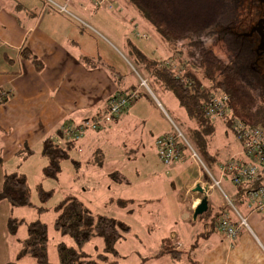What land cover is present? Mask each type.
Returning a JSON list of instances; mask_svg holds the SVG:
<instances>
[{
    "label": "crops",
    "instance_id": "1",
    "mask_svg": "<svg viewBox=\"0 0 264 264\" xmlns=\"http://www.w3.org/2000/svg\"><path fill=\"white\" fill-rule=\"evenodd\" d=\"M68 9L71 15L44 11L40 0H0V91L9 96L5 101L0 97V189L4 174L18 172L27 179L23 167L30 157L36 155L47 162L42 155V142L47 138L61 143L67 149L68 159L74 163L73 166H80L81 163L90 162L89 159L97 152L96 146L101 147L104 141L113 136L117 138L128 124L151 123L146 129L143 127L134 140L139 141L137 149L141 152L148 148L143 141L152 140L151 150L155 155V138L170 130L166 120L164 122L168 126L156 122L151 113L145 116L141 113L142 105L135 102L125 114L115 118L103 130H87L71 144L61 138L60 129L64 124L78 125L102 112L108 99L118 91L136 87L143 93L154 94L150 88L147 91L139 87L143 78L133 64L131 52L134 49L159 60L170 56L166 44L154 27L128 0H112L111 6L106 9L94 8L90 0H70ZM24 49L31 51L42 61L41 71H37L33 63L23 57ZM109 49L125 55L127 65L106 57ZM84 58H90L92 63H86ZM143 98L146 99L147 104L143 105L147 109L149 107L150 111H161L162 108L159 110L151 96ZM173 112L178 115L176 107ZM160 119H163L161 115ZM137 126L133 125L131 131L135 132ZM72 151L77 154L72 156ZM212 151L218 154L217 151ZM239 151L238 145L228 157L218 155V164L237 155ZM12 163L10 169H7ZM184 165L166 167L165 171L160 170L159 173L147 171V179L138 178V169L132 170V175L135 176L133 180L118 176L116 179L132 188L143 189L153 177L154 180L158 178L161 183L169 170H176ZM215 172L218 175V170ZM201 178L200 175L191 178L186 184L190 194L185 209L188 215L186 218L179 217L185 220L182 223L186 225H183L186 230L183 234L180 235L177 228L170 227L167 237H162L149 250L141 244L142 238L136 235L137 244L141 246L140 250L136 249L137 253L142 258H149L143 264H189V258L196 264H264V213L251 212L229 180H225L224 189L222 179L220 189H217L210 182H202ZM196 184L208 187V206L214 212L228 211L224 200L226 196L233 201L238 214L246 218L248 227L240 232L235 241L227 240L213 227H205L201 220H198L200 228H195L197 220L192 215L201 197L197 199L194 192L190 191ZM160 198V194L141 193L134 195L131 202L141 203ZM230 215L237 220L233 211ZM172 220V224H177L176 217ZM202 231L204 234L199 235ZM164 238L171 240L174 249L190 251V254L179 261L172 260L168 255L155 257ZM196 239L200 242L194 245Z\"/></svg>",
    "mask_w": 264,
    "mask_h": 264
},
{
    "label": "trees",
    "instance_id": "2",
    "mask_svg": "<svg viewBox=\"0 0 264 264\" xmlns=\"http://www.w3.org/2000/svg\"><path fill=\"white\" fill-rule=\"evenodd\" d=\"M40 1L44 6L43 0ZM128 2L154 27L170 53L169 57L159 60L144 54L139 49H134L131 52L134 67L138 69L141 78L147 81L153 93L154 91L170 92L177 100L178 107L185 112L187 120L181 123L184 131L173 123V128L169 132L155 138L154 146L157 157L156 139L169 135L181 140L177 135L176 130L178 129L208 169L217 170L219 157L217 153H213L211 147L215 133V121L218 120L210 119L205 112V106L210 102L211 96L221 93L228 97L230 112L225 120L220 122L225 125L226 131L232 132L239 147V141L233 134L235 122L264 130V71L259 69L257 58L261 53L256 51V48L260 47L259 36L254 31L240 33L233 29L241 20L240 14L244 1L128 0ZM254 26L257 27V24ZM210 40L219 42L220 46L226 49L227 55L221 57L215 54L213 48L207 45ZM22 55L33 63L37 71L42 70L43 63L35 54L24 49ZM84 59L86 63L92 61L90 58ZM139 87L145 88L143 85ZM117 94H135V96L118 115L112 117L106 126L93 131L107 128L115 118L125 114L139 98L144 96L147 99L150 98L148 93H143L136 87L118 91ZM8 97H1V99L5 101ZM107 105L98 114L106 113ZM83 135L84 133L79 139ZM60 136L70 144L78 140L73 137L72 139L62 129H60ZM184 149L188 152L187 159L181 164L193 163L189 155L190 151L185 144ZM42 155L47 159L44 174L51 178L57 177L62 170V161L69 157L67 149L50 138L42 142ZM163 165L168 168L172 167ZM204 176L210 180L206 173ZM236 188L239 197L245 198L246 187L236 186ZM38 193L44 198L50 194L41 189ZM2 201H8L12 206H34L24 174L18 172L4 174L0 189V202ZM39 209L40 212L44 211V208ZM54 210L56 213L54 229L70 237L73 245L58 243L56 249L59 260L57 263L49 262L47 226L44 222L35 220L27 225L26 236L19 241L21 247L16 259L27 256L33 259V264H121L115 245L131 231L128 224L110 215L93 213L74 196L63 199ZM222 213L223 211L214 212L208 206L207 211L199 215L196 220H201L205 227H213L216 230L215 221ZM8 222L9 226L11 225V233H15L17 226L23 224L22 220L16 219H9ZM203 234L204 231L199 235ZM95 237L102 238L104 247L102 252H98L92 258L84 251V247ZM198 241L196 239L193 244L196 245ZM159 247V252L155 257L168 255L174 261L182 260L190 252L174 249L169 238L162 239ZM148 259L142 258L139 264L145 263ZM188 263L196 264L192 258L188 259ZM8 264L14 263L9 262Z\"/></svg>",
    "mask_w": 264,
    "mask_h": 264
},
{
    "label": "rangeland",
    "instance_id": "3",
    "mask_svg": "<svg viewBox=\"0 0 264 264\" xmlns=\"http://www.w3.org/2000/svg\"><path fill=\"white\" fill-rule=\"evenodd\" d=\"M243 1V8L240 14L241 20L233 29L240 33L243 31L249 33L256 26L254 24L258 25V22H261L264 25V21L260 19L261 17L264 19V0ZM88 23L90 24L91 22L88 21ZM210 41L207 45L213 48L215 54L221 57L227 55L226 49L224 50L219 42ZM262 49L263 46H260L256 48V51L262 54ZM108 52L109 54H107ZM108 52H105L106 57L122 62L125 66L127 65L124 58L125 55H122L121 52L111 49ZM261 54L257 59L259 69L263 72L264 60L261 58ZM142 81L147 82L145 79L141 80V86ZM146 85L144 89L149 90L148 83ZM149 95L155 104H158L159 110L162 109L160 112L156 110L150 111L149 107L147 109L143 105V103L147 104L146 99L141 97L137 100V103H140L143 107V112L141 113L145 116L151 113L156 122H161V124L164 123L166 124L165 126H168L164 122L166 120L169 124V129L173 128V123L182 129L181 123L187 121L186 115L184 111L177 107L175 97L170 92L154 91V94L149 93ZM175 107L176 113L179 116L173 112ZM160 115L163 119H160ZM145 123L134 122L133 125H138L135 132L131 131L133 125L128 124L124 132L119 133L117 138L113 136L109 140L104 141L101 147L96 146L97 152L89 159L90 162L88 164L81 163L80 166H73L74 163L70 159L62 161V170L56 178L45 176L44 167L47 165V162L44 158L40 159V157L35 155L26 160L23 168L26 171L27 182L31 191V202H33L34 206H12L8 201L0 202V264H8L9 262H13L14 264L34 263L30 257L26 256L22 259H16V255L21 247L19 241L26 236L27 225L35 220L46 224L49 237L48 260L51 263H57L59 260L56 249L57 244L64 242L68 245H73V240L54 229L53 223L56 216L54 208L69 196L77 197L93 213L113 216L130 226L131 231L115 245L120 255L119 260L121 264L141 263L142 257L136 251V249L140 250L141 246L137 244L136 235L140 239L142 238L141 244L146 250H149L152 246L157 245L162 237H167L169 233L168 228L170 227L177 228L180 235L183 234L186 231L183 227L184 224H182L185 220L179 219V217L183 216V218H186L188 215L185 209L190 194L187 192L186 184L188 180L199 175L202 177V182H211L204 176L205 170L202 171L196 163L189 162L181 168L169 170L168 174L164 175L163 182L161 183L157 180L158 178L154 180L153 177L148 181L149 185L143 189L142 187L132 188L115 179L118 176L120 178L124 177L125 180H133L135 176L132 175V170L134 169L140 170L138 174L139 179H147L148 173H153L154 171L159 173L160 170H166V167L159 161L153 150H151L152 140L143 141L144 145L148 147L145 152L142 151V153L140 149H137L139 141H135L134 139H137L139 131L143 127L146 129L151 125L150 122L148 124ZM226 130L227 128L222 122L215 121L212 150L217 151L218 155L222 158L231 155L238 146L232 132ZM75 154L77 153L72 151V156H75ZM11 165L13 163L9 164L7 169H10ZM18 170L21 171L22 169ZM211 173L218 178L219 173L217 175L215 170L211 171ZM225 180L228 179L226 177L223 178V188ZM39 189L49 192V196L46 198L41 197L38 193ZM190 192H193V190ZM141 193L148 195L160 194L161 198L141 203L131 202L134 195H140ZM193 194L197 199L202 196L195 192ZM224 200L226 201V197ZM39 208H44V211L40 212ZM174 217L178 220L177 224H172ZM9 219L23 221V224L17 226L15 233H11L10 231L11 225L9 226L8 224ZM184 226L186 227V225ZM194 226L198 230L200 228L199 221H196ZM191 231L196 233L194 229H191ZM103 247L104 242L102 238L95 237L85 245L84 251L93 258L98 252H102Z\"/></svg>",
    "mask_w": 264,
    "mask_h": 264
},
{
    "label": "built area",
    "instance_id": "4",
    "mask_svg": "<svg viewBox=\"0 0 264 264\" xmlns=\"http://www.w3.org/2000/svg\"><path fill=\"white\" fill-rule=\"evenodd\" d=\"M43 2L44 11L71 15L68 9L70 0H43ZM90 2L94 8L98 9L109 8L112 4V0H90ZM142 85L144 87L147 86L145 81H142ZM7 96L8 94L0 91V97ZM134 96L135 94H117L108 100L106 113L97 114L78 125L66 123L61 129L71 138L79 139L87 130H98L106 126L113 116L118 115L130 103V100H133ZM205 112L206 116L212 120L224 121L230 112L228 97L221 93L211 96L210 102L205 106ZM233 125V134L241 147L240 154L232 156L218 164V179L214 177L194 151L191 144L182 136L177 128V135L181 140L169 135L156 139L155 144L158 158L163 164L169 166L183 163L187 159L186 154L188 153L184 149L185 144L190 151L189 155L192 160L198 164L199 169L205 170L212 180V186L220 188L221 180L226 177L235 187H246L244 202L247 204L249 210L251 212L264 213V130L239 122H235ZM255 183L257 184L254 186L253 184ZM226 207L228 211L218 216L215 221V228L227 240L233 242L240 232L248 227V224L246 218L238 214L233 201L228 197H226ZM231 211L237 215V220L232 219L230 215Z\"/></svg>",
    "mask_w": 264,
    "mask_h": 264
},
{
    "label": "water",
    "instance_id": "5",
    "mask_svg": "<svg viewBox=\"0 0 264 264\" xmlns=\"http://www.w3.org/2000/svg\"><path fill=\"white\" fill-rule=\"evenodd\" d=\"M261 27V22H258V28ZM257 28V27H255ZM264 29V25H263ZM207 189L208 187L206 186H201L200 184H196L195 187L193 188V192L201 194V198L198 202V204L195 206L193 210V219L196 220L199 215H202L205 213L208 209V199H207Z\"/></svg>",
    "mask_w": 264,
    "mask_h": 264
},
{
    "label": "flooded vegetation",
    "instance_id": "6",
    "mask_svg": "<svg viewBox=\"0 0 264 264\" xmlns=\"http://www.w3.org/2000/svg\"><path fill=\"white\" fill-rule=\"evenodd\" d=\"M261 20H263L264 21V19L261 17L260 18ZM259 19V20H260ZM257 23V22H256ZM252 32L254 31V32H256L258 35H259V40H260V46H263V49H262V51L261 52H263L262 53V55H261V57L263 58V60H264V29H263V24L261 23V27H259L258 28V25H257V28H252V30H251ZM251 31H250V33H251Z\"/></svg>",
    "mask_w": 264,
    "mask_h": 264
},
{
    "label": "bare ground",
    "instance_id": "7",
    "mask_svg": "<svg viewBox=\"0 0 264 264\" xmlns=\"http://www.w3.org/2000/svg\"><path fill=\"white\" fill-rule=\"evenodd\" d=\"M208 177H209V176H208ZM214 177H215V176H214ZM209 178H210V177H209ZM215 178H216V177H215ZM216 179H217V178H216ZM210 181H211L210 183L212 184V180H211V179H210Z\"/></svg>",
    "mask_w": 264,
    "mask_h": 264
}]
</instances>
